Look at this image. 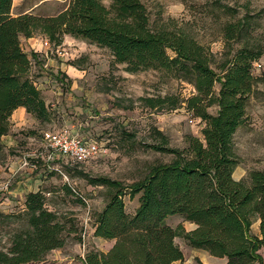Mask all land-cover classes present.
Returning <instances> with one entry per match:
<instances>
[{"label": "trees", "instance_id": "obj_1", "mask_svg": "<svg viewBox=\"0 0 264 264\" xmlns=\"http://www.w3.org/2000/svg\"><path fill=\"white\" fill-rule=\"evenodd\" d=\"M107 1L69 0L53 16L14 17L12 0H0V137L8 134L10 117L19 107L41 122L50 121L29 78L31 62L20 46L21 36L28 39L38 32L55 45L63 36L82 40L108 50L112 63L132 75L146 71L192 75L195 94L185 100V109L204 124L202 139L187 136L181 150L169 149L164 142L153 146L172 160L126 188L114 180L91 179L111 190L93 236L114 243L107 252L88 251L78 264H173L183 258L174 243L180 236L191 248L225 259L223 264H264V169L250 171L240 180L233 177L237 165L233 137L254 90L252 69L261 51L241 48L218 75L209 67V52L196 40L169 30L152 31L141 0ZM246 19L226 25L225 39H236ZM179 104L175 96L148 100L150 107L176 109ZM212 107L217 108L214 115L208 113ZM2 148L0 144V153ZM125 189L131 198L139 194L131 216L122 200ZM175 215L195 228L186 233L172 228L166 219ZM22 217L25 224L12 233L6 251H0V264L40 262L64 246L63 225L45 207L42 192L26 195ZM255 221L257 233L252 231Z\"/></svg>", "mask_w": 264, "mask_h": 264}, {"label": "rangeland", "instance_id": "obj_2", "mask_svg": "<svg viewBox=\"0 0 264 264\" xmlns=\"http://www.w3.org/2000/svg\"><path fill=\"white\" fill-rule=\"evenodd\" d=\"M102 1L108 4L107 0ZM141 1L152 31L169 30L196 40L209 52V67L218 75L241 48L261 51L260 59L254 63L259 67L253 64L252 69L256 79L254 90L247 101L244 120L233 137L237 160L233 176L243 179L250 171L264 169V0ZM68 2L12 0L11 15L53 16L66 8ZM243 17L247 19L239 36L226 40L225 26L236 24ZM63 37L58 45L38 32L29 39L22 36L19 39L31 62L29 78L39 89L50 118L49 122L33 120L31 128L21 131L23 135L33 133L37 139L31 149L25 150V159L28 164L38 166L42 174L40 191L45 207L62 223L64 239L63 248L30 264H78L79 257L88 251H106L108 242L95 240L92 231L111 190L91 179L114 180L125 188L142 181L153 167L169 163L173 158L155 151L153 146L164 142L169 149H184L187 136L202 139L200 132L204 126L185 109V100L195 94L192 75L162 71L128 74L123 65L112 63L108 50L82 40L65 42ZM61 50L67 54L59 55L57 51ZM167 53L174 56L170 51ZM49 62L53 65L76 63L78 72L74 71V78L70 80L66 76L61 78ZM218 87L216 84L214 90ZM165 96L177 97L179 106L168 109L148 105L149 99ZM216 111V107L208 109L212 115ZM61 129L73 130L85 140L98 142L106 150L105 155L81 165L57 158L48 161L45 157L46 162L36 158L43 151L42 134ZM42 154L45 155L44 151ZM37 160L40 162L35 163ZM124 192L125 212L131 216L138 206L139 194L131 198L127 189ZM22 210L18 205L11 214H0V251H6L12 233L25 224ZM166 221L172 228L189 232V222L180 216H170ZM174 243L183 256L175 264L205 261L202 253L191 248L184 236L175 238Z\"/></svg>", "mask_w": 264, "mask_h": 264}, {"label": "crops", "instance_id": "obj_3", "mask_svg": "<svg viewBox=\"0 0 264 264\" xmlns=\"http://www.w3.org/2000/svg\"><path fill=\"white\" fill-rule=\"evenodd\" d=\"M63 40L65 42L81 41L78 39L76 40L70 36H64ZM49 64L50 66H54V71H56L57 74H60L61 78H65L66 76V78L70 80L74 78V71L78 72L76 70V67L70 64L63 65V63H57L56 65H53L52 62H49L48 65ZM33 85L36 87V84L34 82ZM36 89L39 91L37 87ZM33 120L38 119H36L32 114L27 113L24 108H17L13 111L10 117V127L8 134L0 137V144L3 147L2 152L0 153V214H11L14 210V207L18 205H20V208H22V211H24V201L26 195L28 193H35L37 191H40V188L43 184V181L41 180L42 174L38 170V166L28 164L27 167H21V163L27 155L25 150L31 149V147L35 144L34 142H36L37 140L35 135H31L33 133H31L30 135H23L21 131L24 128H28V126L31 128L34 124ZM70 132L73 134H77L73 130H70ZM42 153L43 152L38 153L39 155L35 157H39L41 160H43V162H46V156ZM38 162L40 161H35V163ZM52 168L55 169L54 167ZM234 179L240 180L238 178L236 179L235 177ZM189 224V231H191L195 228V225L192 223ZM252 231L253 233L258 232V221H255L253 223ZM96 239L102 240L99 238H95V240ZM105 242H108V248L106 251H104L107 252L113 245L114 241ZM53 251L55 250H52V252ZM198 251L202 253L205 260L202 264H223L225 262V259L220 260V258H218V260L210 256L205 251Z\"/></svg>", "mask_w": 264, "mask_h": 264}, {"label": "built area", "instance_id": "obj_4", "mask_svg": "<svg viewBox=\"0 0 264 264\" xmlns=\"http://www.w3.org/2000/svg\"><path fill=\"white\" fill-rule=\"evenodd\" d=\"M57 53L63 56L67 54L64 53V50L57 51ZM254 66L259 67L257 64H254ZM41 146L46 160L51 161L57 158L74 165L88 163L93 159L105 155L106 152L98 142L85 140L82 136L73 134L68 129L44 132L42 134ZM21 164L22 167L28 166L25 158Z\"/></svg>", "mask_w": 264, "mask_h": 264}]
</instances>
